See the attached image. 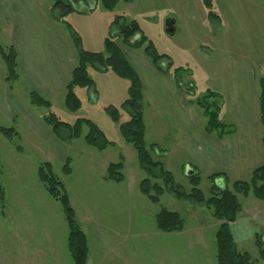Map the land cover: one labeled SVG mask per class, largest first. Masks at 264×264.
I'll list each match as a JSON object with an SVG mask.
<instances>
[{"label":"rangeland","instance_id":"rangeland-1","mask_svg":"<svg viewBox=\"0 0 264 264\" xmlns=\"http://www.w3.org/2000/svg\"><path fill=\"white\" fill-rule=\"evenodd\" d=\"M144 1L136 0L131 8L120 1L115 10L123 8L139 17L141 25L147 29L149 20L145 19L146 13L159 15L166 8L156 3L148 7ZM113 18L112 13L98 2L91 12L66 14L62 25L67 33L65 25H71L80 35L84 49L101 51L102 41L98 44L100 28L108 34ZM198 28L200 32L196 24L195 30L191 28L189 32L173 36H160L156 32L155 36L151 34L150 37L157 52L169 51V58L172 57L175 64L180 65L178 75L186 79L193 71L192 79L197 87L193 99L200 98L206 92V79H209L207 64L223 62V52L218 48L219 38L217 34L212 35L217 32L216 27L206 22V25ZM206 32L210 39L213 36L209 45L213 51L211 56H207L199 46ZM169 70L170 74L177 76L174 68ZM98 72L88 67L90 77L96 82ZM116 78L125 85L121 91L125 98L128 81ZM121 84L115 82L118 93ZM16 88L20 90V84L17 83ZM96 91L94 95L92 88H77L82 101V107L77 112L65 108L64 92L52 98L44 96L51 103L48 107L30 106L40 117L53 112L68 123H73L77 117L90 118L112 141L103 150L86 143L85 126L79 137L61 141L55 136L58 142L55 144L44 141L29 130L31 128L23 124L20 118L11 122L0 114V125L12 127L15 131L10 136L0 132V183L4 189V200L0 202V264H73L67 247L68 226L61 205L48 194L37 175L39 165L45 161L52 164L54 172L63 181L75 218L86 235V264H217L215 233L219 221L212 216L211 209L190 199L177 197L174 192L165 191L157 203L151 202L140 192L139 183L146 174L138 166L135 150L122 139L119 129L103 109L109 104L106 100L109 91L103 85H99ZM24 93L28 101V91ZM194 105L203 116L202 109ZM127 118L128 115L121 110V121ZM149 125L148 121V130ZM46 127L52 132L49 126ZM153 131L156 134L147 137L146 143L155 144L152 151L154 158L172 173L176 185L189 191L187 164H184L187 156L173 150L168 155L173 147V131H161L155 124ZM120 154L124 155L123 179H105L104 164L118 161ZM66 157L70 158L71 168L67 175L62 172ZM223 183L216 180L219 186ZM199 186L208 195L211 180L203 176ZM237 196L243 207L254 198L251 193ZM161 207L181 215L184 222L182 230L164 232L157 229L156 214ZM253 217L258 221H245L244 216L240 215L241 220L233 231L234 241L237 249L247 252L255 264H264V257L259 256L255 244L256 234L262 236L264 241V212L259 218Z\"/></svg>","mask_w":264,"mask_h":264},{"label":"crops","instance_id":"crops-1","mask_svg":"<svg viewBox=\"0 0 264 264\" xmlns=\"http://www.w3.org/2000/svg\"><path fill=\"white\" fill-rule=\"evenodd\" d=\"M213 1L220 16L217 26L207 18L201 0H145L144 4L148 7L160 4L166 8L159 15L146 13L145 19L149 20L147 29L141 25L139 17L123 8L115 10L119 2L110 12L113 17L122 14L128 19H135L150 40L151 34L155 36L156 32L160 36H173L189 32L191 28L195 30L196 24L200 32L198 26L206 25V22L216 27L217 32L212 35L217 34L219 38L218 48L223 52V62L207 64L209 79H206L205 93L218 94L221 104L219 119L234 126L233 133L222 137L205 130L204 116L189 102L197 88L192 79L193 71L186 79L182 78L183 83L178 84L169 68L164 71L156 69L142 49L133 48L119 39L116 42L142 81L145 139L156 134L154 124L161 131L171 129L173 147L168 155L171 150L186 155L185 166L187 164L192 171H198L201 177L220 172L229 181L246 180L253 169L264 163V128L259 118L257 81L259 75H264V5L263 0ZM135 2L123 3L131 8ZM62 24L63 20L53 16L49 0H0V43L12 44L16 48L20 75L10 88L5 81V67L0 58V114L11 122L20 118L23 124L31 128L29 130L44 141L55 144H58L55 135L47 129L42 117L33 112L24 91L35 90L51 98L64 92L76 60V50ZM167 24L174 28L172 33L166 31ZM104 32L100 28L98 44L100 41L103 44L107 35ZM212 35L210 39L206 32L205 37H200L199 46L207 56L213 53L209 48ZM174 61L171 57L170 69L180 67ZM96 75L98 83L93 79L96 89L93 87L92 94L95 95L99 85H103L110 93L106 98L109 104L119 105L126 98L121 95L125 85L110 70ZM115 82L122 85L120 93ZM17 83L20 90L16 88ZM183 84L193 86V91L186 92ZM112 123L118 129V123ZM104 165L107 166L106 163ZM219 182L223 183V180L219 179ZM261 203L262 200L254 197L246 206H242L237 219L230 224L233 237L234 227L241 220L240 215L244 216L245 221H253V216L259 218L264 212V204Z\"/></svg>","mask_w":264,"mask_h":264},{"label":"trees","instance_id":"trees-1","mask_svg":"<svg viewBox=\"0 0 264 264\" xmlns=\"http://www.w3.org/2000/svg\"><path fill=\"white\" fill-rule=\"evenodd\" d=\"M52 14L55 18L63 20L70 12L87 13L93 11L98 2L104 9L113 10L120 1L131 2L133 0H49ZM206 9L207 18L216 26L220 24V16L216 12L213 0H201ZM264 5V0H263ZM66 23V22H65ZM68 35L76 50V60L71 70L69 80L64 86V106L71 112L81 108L82 101L76 93L77 88L87 87L94 89V80L88 73V67L102 72L112 71L116 76L128 81L127 96L120 105L108 104L104 111L111 121L118 123V129L122 139L130 144L136 152L139 168L146 176L139 183V190L151 202H159L160 196L165 192H174L177 197L190 199L191 201L205 205L212 211V216L219 221L215 233L216 262L217 264H255L247 252L239 251L236 247L230 224L234 222L242 205L237 194L248 196L250 193L258 200L264 201V163L253 169L250 177L246 180L229 181L220 172H213L207 176L211 180L209 194L205 195L200 188L202 177L198 171L187 174L190 190L184 191L174 182L172 173L165 169L160 160L154 158L153 150L155 144H147L145 135V123L143 118L144 95L142 81L137 70L127 59L118 46L116 39L136 48L142 49L150 58L156 69L164 71L170 68V58L165 53L157 52L152 40L142 31L135 19H128L126 16L115 15L110 23L108 34L103 40V50L90 51L81 45L80 35L71 27L65 25ZM0 58L5 67V81L12 88L18 81L20 75L18 70L17 51L12 44L0 43ZM177 76L174 75L178 84L182 82V75H178L181 67L174 68ZM258 105L259 118L264 128V75L258 76ZM184 85V84H183ZM186 92L193 91V86L184 85ZM30 104L34 106L48 107L50 101L35 90L28 91ZM189 102L196 104L202 109L205 118L204 128L209 133H216L219 137L233 133L234 126L225 124L219 119L220 98L214 92H207L200 98L191 99ZM121 110L128 115V118L121 121ZM44 123L50 127L52 133L61 141L79 137L82 128H87L84 138L88 145L98 149H105L112 141L108 140L104 131L96 122L87 117H77L73 123L61 120L53 112L44 114ZM0 132L10 136L15 134L12 127L6 128L0 125ZM264 141V132H263ZM124 167V156L120 154L119 160L109 162L105 170V179L120 181L123 179L121 172ZM63 174L71 172L70 158L66 157L62 167ZM39 180L43 183L48 194L56 199L63 210L64 218L68 226L67 247L71 254L73 264H86L88 245L84 231L80 228L75 212L70 204L67 191L63 181L54 172L52 164L48 161L41 163L37 170ZM222 179V186L216 184V180ZM230 184V185H229ZM4 200V189L0 183V202ZM184 222L177 211L161 207L156 214V227L160 231H180ZM255 244L259 256L264 257V241L262 236L255 235Z\"/></svg>","mask_w":264,"mask_h":264},{"label":"water","instance_id":"water-1","mask_svg":"<svg viewBox=\"0 0 264 264\" xmlns=\"http://www.w3.org/2000/svg\"><path fill=\"white\" fill-rule=\"evenodd\" d=\"M167 26H168V27H167L166 31H167L168 33H172L173 30H174V28H173L172 26H170L169 24H167ZM186 169H187V174H188V175L192 173V170H191L190 167L187 166Z\"/></svg>","mask_w":264,"mask_h":264}]
</instances>
